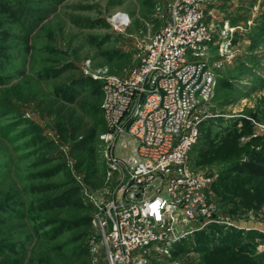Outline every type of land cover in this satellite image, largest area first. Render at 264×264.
I'll return each instance as SVG.
<instances>
[{"label": "rangeland", "instance_id": "1", "mask_svg": "<svg viewBox=\"0 0 264 264\" xmlns=\"http://www.w3.org/2000/svg\"><path fill=\"white\" fill-rule=\"evenodd\" d=\"M147 1L0 0V259L9 260V248L24 246V264H79L69 254L85 248V264H106L93 224L80 242H73L71 234L83 228L55 235L53 211L45 209V197L34 188L78 186L83 202L93 208L92 218L94 202L105 203L112 181L95 190L83 181L92 153L80 168L69 153L70 130L80 123L97 130L93 149L96 159H103L101 100L83 90L69 104L56 90L69 93L74 80L101 66L127 76L138 65V44L165 25L174 0ZM18 6H56V11L27 34L12 16ZM204 12L213 39L199 58L214 70L215 85L200 113L210 133L209 141L201 142L210 150L199 152V137L189 164L205 176V190L217 210L206 221H188L175 238L150 245L142 264H264V178L225 172L264 151V0H209ZM73 18L96 23L78 26ZM50 101L55 106H48ZM61 105V115L47 113ZM252 114L256 119L245 128L242 119ZM32 124L42 139L29 132ZM130 153L129 146L116 150L122 158ZM72 216L62 210L59 219ZM198 232L211 243L225 237L235 243L223 254H212Z\"/></svg>", "mask_w": 264, "mask_h": 264}, {"label": "built area", "instance_id": "2", "mask_svg": "<svg viewBox=\"0 0 264 264\" xmlns=\"http://www.w3.org/2000/svg\"><path fill=\"white\" fill-rule=\"evenodd\" d=\"M208 1L171 2L165 25L138 44V65L127 76L106 66L90 73L102 82L105 131L99 139L106 179L113 183L105 203L94 202L92 218L106 264H142L150 245L217 210L205 176L189 164L202 106L215 85L214 70L199 58L213 39L205 20ZM128 146L127 157L116 154Z\"/></svg>", "mask_w": 264, "mask_h": 264}, {"label": "trees", "instance_id": "3", "mask_svg": "<svg viewBox=\"0 0 264 264\" xmlns=\"http://www.w3.org/2000/svg\"><path fill=\"white\" fill-rule=\"evenodd\" d=\"M55 4L61 2L62 0H51ZM149 4V0L147 1ZM56 11V6H26V7H15L12 12V16L16 23L21 29L27 34H31L39 27L45 20H47ZM72 22L76 25H85L93 27L94 22L89 19L73 18ZM105 26L107 24L102 22ZM73 85L69 93L65 92V89H57L56 92L59 96L63 97L64 100L69 103H75L76 99L80 97L81 91L87 90L93 96H96L102 101V82L100 80H94L90 76H81L80 78L73 81ZM48 106H55L54 101L48 102ZM65 106H56L53 110H47V113L61 115L64 111ZM102 111V110H101ZM255 115L252 114L251 119H242V125L245 128L251 126V121H254ZM208 125L204 121L200 124V150L199 152H205L210 150V146L206 143L201 142L203 139L209 141L210 133L207 132ZM30 133H35L38 135L39 139H42L39 135V128L32 124L28 128ZM105 131V124L100 132ZM72 134V144L69 147V153L72 157L77 160L76 167L80 168L84 164L85 158L88 154L92 153V163L88 164L84 168L83 181L86 186L91 189H99L106 185V168L103 159L100 157V161L96 159V152L93 149V144L96 138L97 130L92 128L88 129L87 126L75 123L70 130ZM194 148V147H193ZM98 153V152H97ZM61 167H57V169ZM58 170V172L60 171ZM227 174H244L252 176L255 178H264V151L256 155L254 158H245L232 163L225 170ZM34 191H38L45 198V209H51L53 211L54 221H56L57 226L51 230L55 235H59L65 231H72V229L83 228V232L71 234V239L73 242H80L84 239L86 231H90L92 228V212L93 208L83 202L82 196L80 195V188L73 184H63L62 186H51V185H40L34 188ZM43 209V208H42ZM62 210H68L73 214L72 219L61 220L59 216ZM0 220H2L0 218ZM197 236L199 240L210 245L208 251L212 254H223L233 248L235 241L231 238L225 237L221 238L219 242L215 240L211 243L209 236L205 232H198ZM98 237V236H97ZM211 243V244H210ZM72 249L69 254V259L71 262H78L79 264H85L86 258L88 257V250L85 248ZM75 250V251H74ZM11 256L9 260L0 259V264H24L25 261V250L22 246L21 251H15L13 247L9 248ZM177 251H173L172 255L176 256ZM11 257V258H10Z\"/></svg>", "mask_w": 264, "mask_h": 264}, {"label": "bare ground", "instance_id": "4", "mask_svg": "<svg viewBox=\"0 0 264 264\" xmlns=\"http://www.w3.org/2000/svg\"><path fill=\"white\" fill-rule=\"evenodd\" d=\"M116 18H119V17H116Z\"/></svg>", "mask_w": 264, "mask_h": 264}]
</instances>
